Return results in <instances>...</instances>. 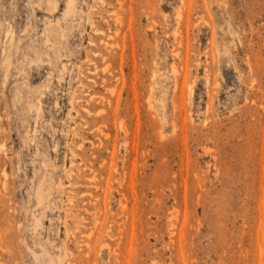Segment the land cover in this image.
<instances>
[{"label":"rangeland","instance_id":"374dc122","mask_svg":"<svg viewBox=\"0 0 264 264\" xmlns=\"http://www.w3.org/2000/svg\"><path fill=\"white\" fill-rule=\"evenodd\" d=\"M0 264H264V0H0Z\"/></svg>","mask_w":264,"mask_h":264},{"label":"bare ground","instance_id":"6f19581e","mask_svg":"<svg viewBox=\"0 0 264 264\" xmlns=\"http://www.w3.org/2000/svg\"><path fill=\"white\" fill-rule=\"evenodd\" d=\"M229 55V54H228Z\"/></svg>","mask_w":264,"mask_h":264}]
</instances>
